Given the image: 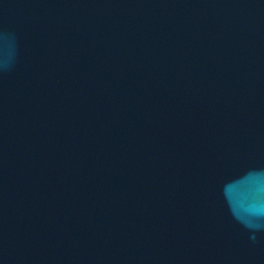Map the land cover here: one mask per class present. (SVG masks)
Returning a JSON list of instances; mask_svg holds the SVG:
<instances>
[{
  "label": "water",
  "instance_id": "water-1",
  "mask_svg": "<svg viewBox=\"0 0 264 264\" xmlns=\"http://www.w3.org/2000/svg\"><path fill=\"white\" fill-rule=\"evenodd\" d=\"M0 264H264V0H0Z\"/></svg>",
  "mask_w": 264,
  "mask_h": 264
}]
</instances>
